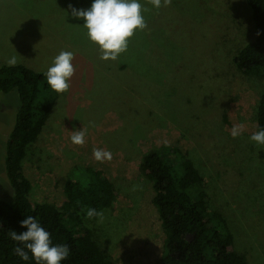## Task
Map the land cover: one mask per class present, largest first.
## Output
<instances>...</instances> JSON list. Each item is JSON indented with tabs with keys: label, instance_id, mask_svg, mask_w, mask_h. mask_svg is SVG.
Returning <instances> with one entry per match:
<instances>
[{
	"label": "rangeland",
	"instance_id": "obj_1",
	"mask_svg": "<svg viewBox=\"0 0 264 264\" xmlns=\"http://www.w3.org/2000/svg\"><path fill=\"white\" fill-rule=\"evenodd\" d=\"M91 2L0 0V65L15 57L47 72L61 51L74 54L71 87L58 93L22 160L30 200L58 205L73 165L99 167L117 195L86 225L116 264H155L164 233L139 164L151 149L178 146L203 176L210 206L227 218L236 250L248 264H264V149L250 140L264 78L242 74L232 62L254 39L246 1L161 0L156 9L140 0L146 27L116 60H102L83 19L71 15L69 5L87 9ZM18 107L15 89L0 92V199L7 202L14 192L6 142ZM234 125L243 127L236 138ZM79 131L82 145L71 141ZM96 149L111 159L98 161Z\"/></svg>",
	"mask_w": 264,
	"mask_h": 264
},
{
	"label": "trees",
	"instance_id": "obj_2",
	"mask_svg": "<svg viewBox=\"0 0 264 264\" xmlns=\"http://www.w3.org/2000/svg\"><path fill=\"white\" fill-rule=\"evenodd\" d=\"M245 1L254 39L237 51L232 62L242 74L264 78V0ZM45 73L20 63L0 65V92L15 89L19 100L6 142L5 170L14 196L10 202L0 199V264H35L30 252L28 261L16 254L18 242L10 236L12 230H26L19 222L29 215L51 233L53 244L69 247V257L62 264H116L85 222L88 209L99 213L117 195L99 167L73 165L58 205L29 198L31 184L22 160L43 132L58 97ZM256 124L258 130L264 127V88L256 105ZM139 169L152 182V202L164 233L163 251L155 264H248L245 254L235 248L227 218L210 206L204 178L186 152L167 145L151 149L143 155Z\"/></svg>",
	"mask_w": 264,
	"mask_h": 264
},
{
	"label": "clouds",
	"instance_id": "obj_3",
	"mask_svg": "<svg viewBox=\"0 0 264 264\" xmlns=\"http://www.w3.org/2000/svg\"><path fill=\"white\" fill-rule=\"evenodd\" d=\"M156 9L161 7V0H150ZM168 0H165L167 3ZM71 15L76 19H83V27L87 30L88 39L95 43L101 52L102 60H116L122 52L127 50L129 38L136 30L146 27L143 7L140 0H92L87 9H77L73 5ZM261 33H257L260 35ZM74 54L71 51H61L53 59L48 68L46 82L56 93L63 94L71 87V78L75 74L72 63ZM9 65L16 64V58L11 57ZM243 132V127L234 125L231 131L233 138ZM250 140L264 149V127L252 133ZM75 144L84 143V132H76L71 137ZM94 156L98 161L111 159V153L102 149L94 150ZM86 216H102L95 209H88ZM21 228L26 230L10 232L11 239L18 242L16 254L24 261L29 260V252L35 264H62L69 257L70 249L66 244H53L51 233L34 216H27L20 222ZM27 249V251H25Z\"/></svg>",
	"mask_w": 264,
	"mask_h": 264
}]
</instances>
